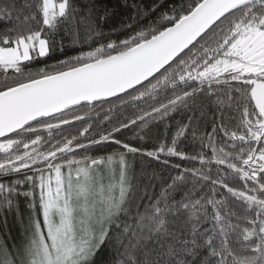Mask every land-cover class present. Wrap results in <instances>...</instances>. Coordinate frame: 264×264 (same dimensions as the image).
<instances>
[{"label":"snow or ice","instance_id":"obj_1","mask_svg":"<svg viewBox=\"0 0 264 264\" xmlns=\"http://www.w3.org/2000/svg\"><path fill=\"white\" fill-rule=\"evenodd\" d=\"M123 7L137 15L120 38L104 33L113 11L97 0H0V264H97L106 248L110 264H264V0ZM42 58L52 62L35 67ZM125 106L133 117L90 133L85 117L106 109L111 122ZM160 122L153 150L115 135L135 125L143 141ZM189 139L200 145L191 156L178 147ZM129 154L201 167L138 194ZM209 183L226 191L197 193Z\"/></svg>","mask_w":264,"mask_h":264},{"label":"trees","instance_id":"obj_2","mask_svg":"<svg viewBox=\"0 0 264 264\" xmlns=\"http://www.w3.org/2000/svg\"><path fill=\"white\" fill-rule=\"evenodd\" d=\"M57 2V0H54ZM18 2H23V0H18ZM77 2H81V0H77ZM86 2V0H84ZM98 4L101 6V8H107L113 11V14L110 15L106 22L103 24V31L105 34H110L115 30L120 38H123L124 33L122 31L123 26L132 22L130 18L136 17L137 12L136 9L128 7H123L124 0H97ZM167 2V0H127V3L129 5L136 4L140 7V9L144 10L145 12H148L153 7H156L157 5H163ZM159 9L157 10V13H153V18H155V15L158 14ZM146 23V21H144ZM116 38V37H113ZM71 37L64 36V44H65V52L68 54H74L76 51L75 48L69 47ZM79 39L81 45L86 49L88 47V43H86V33L84 30V26H80L79 30ZM96 38H93V41ZM55 59L63 58L59 51H57ZM48 60V58H42L40 62H38L35 67L42 66L43 61ZM49 63L52 62V60H48ZM235 83V82H234ZM161 100L165 99V96H160ZM184 111H187L186 109ZM105 110L97 109L96 113L92 114L91 118L85 117V120H88L89 123L92 124V129H90V133L95 136L99 134L100 132H106L111 129V127L118 122L122 121L125 117H133L135 115V108L134 107H124V110L120 112L119 110H116L114 114L112 115L111 122L102 120L101 117L105 116ZM196 115L199 116V111L196 112ZM176 119H181L179 115L176 116ZM83 121H75L74 124L76 127H73L71 125L63 126L67 131L64 134H68V132H76L80 127L83 126ZM141 131L138 129L135 125H132L128 129H122L120 133H116V137L125 140L134 146H142L145 149L153 150L159 146V143L162 141L163 136L165 135L164 128H163V122H160L158 124H150L147 127L143 129L141 132L142 135L145 136V139L143 141L139 140L135 132ZM208 131H211V128H208ZM172 130H168V135H171ZM86 136L88 134H85ZM112 147H104V148H93L90 151V155L95 156H103L110 153L113 148ZM178 147L184 151L187 155H195L197 152L200 151V145L198 143L192 142L190 139L187 142H181ZM82 151V150H81ZM204 155L205 157H210L211 152L208 148H204ZM2 155V154H0ZM161 159H167L169 161L168 165L162 164L160 161L152 160V158L141 156L140 154L131 155L129 154L128 160L131 165V175L133 176V183L135 185V190L139 194L141 190L144 189V187L148 184H151L152 187L149 189L150 195H157L162 185H166V182H171L170 178L177 175L178 173H181L183 171V168H192V167H201L199 161H190V160H181L178 157H161ZM173 164H180L181 168H174L172 167ZM213 171L211 173L212 176L216 175L217 166L212 165L211 166ZM221 168L223 166H220ZM185 176L188 178V183L185 185L184 190H189L192 188V182L193 177H191L190 174L184 173ZM229 182L230 185L239 187L240 183L238 180L233 179L231 176H229ZM209 187H215L219 191H226L219 189V186H212L209 184L203 185V187L199 186L196 189L197 193L199 192H208ZM180 192L174 193V196L176 199H180ZM21 201V211L26 214L27 209L26 206L23 203V197L19 198ZM9 221L12 222V217L9 215ZM18 226H14L12 231L13 234H16V229ZM113 259V253L110 251V249L106 248L101 251V253L97 257V264H110V262Z\"/></svg>","mask_w":264,"mask_h":264},{"label":"rangeland","instance_id":"obj_3","mask_svg":"<svg viewBox=\"0 0 264 264\" xmlns=\"http://www.w3.org/2000/svg\"><path fill=\"white\" fill-rule=\"evenodd\" d=\"M55 2V1H54ZM131 169V168H130ZM131 172V171H130Z\"/></svg>","mask_w":264,"mask_h":264}]
</instances>
